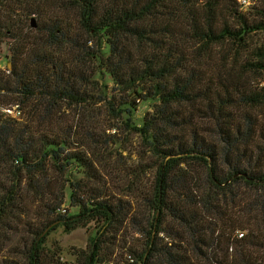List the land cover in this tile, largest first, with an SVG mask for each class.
I'll return each mask as SVG.
<instances>
[{
	"label": "trees",
	"instance_id": "obj_1",
	"mask_svg": "<svg viewBox=\"0 0 264 264\" xmlns=\"http://www.w3.org/2000/svg\"><path fill=\"white\" fill-rule=\"evenodd\" d=\"M13 5L39 23L20 28ZM239 5L0 0V46L10 42L9 65L0 71V239L18 232L14 220L27 227L17 206L23 193L47 216L60 211L65 191L77 208L18 238L26 264H44L43 233L58 221L66 231L95 222L98 234L115 222L118 209L71 179L72 171L96 179L91 155L103 145L95 138L100 118L138 134L157 160L142 198L151 217L135 223L140 264H264V85L245 79L264 75V49L237 59L246 36L261 27ZM184 41L198 44L191 60ZM224 42L237 58L216 62L212 47ZM147 100L152 111L135 126L132 112ZM14 107L17 118L1 112ZM70 113L81 116L78 126ZM66 176L75 184L58 185ZM97 236L81 264L101 262Z\"/></svg>",
	"mask_w": 264,
	"mask_h": 264
},
{
	"label": "rangeland",
	"instance_id": "obj_2",
	"mask_svg": "<svg viewBox=\"0 0 264 264\" xmlns=\"http://www.w3.org/2000/svg\"><path fill=\"white\" fill-rule=\"evenodd\" d=\"M248 1L249 3L245 5L238 2L240 4L238 10L251 25L260 24V29L253 30L246 36L245 42L241 46L243 52L238 55V58L234 56L235 48L231 42L215 44L210 54L214 61L217 62L219 58L229 55L236 57L242 63L245 59L253 60L254 54L260 49H264V0ZM11 7L9 9L10 12L12 11L10 17L14 23H20V28L25 27L26 24L30 27L39 23L38 18L34 15L25 18V14L17 5ZM1 11H7V9ZM228 23L231 26H236L234 19ZM3 41L4 43L0 46V71H4L9 65L7 49L10 42L6 39ZM174 44L172 43V45ZM183 44L185 45L184 56L191 60L197 54L198 44H189L185 41ZM181 45L180 42L179 49L183 48ZM195 68H198L197 65ZM204 69L202 68V70ZM249 77L245 78L249 83L258 84V86L264 85V75L260 78L253 75ZM153 103V101L147 100L136 104L131 115V118L133 117L131 121L135 126H139L145 114L152 111ZM1 112L5 113L3 110ZM70 116L71 124L78 126L81 116L71 113ZM98 122L100 123L96 125L95 138L103 145L100 150L91 155L95 161L93 173L96 179L88 178L76 171L71 172V179H76L79 182L78 185L83 187V191L91 190L92 193L99 196V201H107L118 209L117 218L113 224L107 225L109 231L105 234H98L101 224L95 222H90L85 227L76 228L72 231H66L59 221L52 224L43 233L44 243L42 247L44 249L41 255L44 264H81L84 255L88 254L90 250L92 239L97 234V238L101 242L99 258L102 260L99 264H140L136 256L142 250L143 238L135 223H140L144 216L146 218L151 217V212L143 203L142 198L144 193H147L154 184L157 160L148 153L138 134L126 132L119 125V122L115 123L113 120L108 121L105 118H100ZM112 125L117 128L112 127ZM67 179V176L62 177L58 185L67 187L70 183L75 184V181L67 182ZM64 194L65 198L61 203L60 211L51 216L46 215V209L40 208L41 210H39V203L36 200L32 201L30 194H22V199L17 206L18 212L21 214L19 218L27 227L21 228V221L14 220L12 222V226L16 225L19 229L15 235L12 232L6 234V236L10 235V241L0 239V260L7 261V264H26L23 255L17 253L20 248L15 249L19 237L28 236L30 239L31 236L26 234L27 230L35 228L42 230L44 226L49 224L50 220L59 214L68 216L77 214V208L69 205L67 192L65 191ZM49 203V206L53 204L51 201ZM61 209L66 212L62 213ZM7 242H12L10 249L7 248Z\"/></svg>",
	"mask_w": 264,
	"mask_h": 264
},
{
	"label": "built area",
	"instance_id": "obj_3",
	"mask_svg": "<svg viewBox=\"0 0 264 264\" xmlns=\"http://www.w3.org/2000/svg\"><path fill=\"white\" fill-rule=\"evenodd\" d=\"M238 2H239L241 5H245V4H248V3H249L248 0H238ZM3 111H4L7 115H9V116H11V117H14V118H17L18 115H20V114H19L20 112H18V111L15 109V107L12 108V109H5V110H3Z\"/></svg>",
	"mask_w": 264,
	"mask_h": 264
}]
</instances>
